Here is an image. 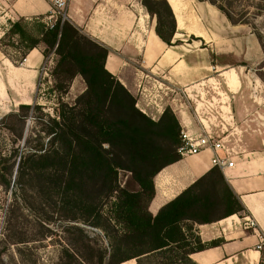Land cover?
<instances>
[{
	"label": "trees",
	"instance_id": "1",
	"mask_svg": "<svg viewBox=\"0 0 264 264\" xmlns=\"http://www.w3.org/2000/svg\"><path fill=\"white\" fill-rule=\"evenodd\" d=\"M200 2L214 6L231 25L250 27L264 56V0ZM139 3L155 18L158 38L171 46L176 26L168 2ZM26 25L23 19L10 23L0 45L4 39L17 38L20 60L30 50L43 46L44 58L50 53L57 57L52 73L59 82L56 90H66L76 76L82 78L85 90L72 104L60 103L55 117H34V121L45 124L36 143L28 142L23 129L31 105L21 104L18 112L2 119V125L12 118L21 126L15 145L23 140L25 150L13 149L11 175L4 174L8 168L0 169V185L7 190L32 175L41 192L57 197L64 220L73 223L64 228L68 239L57 264H123L129 259L139 263L150 255L167 258V254H171L167 264H195L190 254L218 242L202 244L194 225L245 212L220 169L214 166L152 215L148 206L155 193L154 177L181 158L177 153L180 126L175 115L170 108L157 121L143 114L130 92L105 69L107 48L82 34L71 22H61L58 17L52 28L41 25L37 35ZM258 73L264 83V58ZM40 108L35 105L33 109ZM120 173L125 174L123 180ZM18 203L14 199L4 228L3 241L12 244V216ZM219 207L224 211L217 215ZM86 228L103 234L105 248L92 242ZM263 251L259 264H264ZM0 264H5L1 253Z\"/></svg>",
	"mask_w": 264,
	"mask_h": 264
},
{
	"label": "crops",
	"instance_id": "2",
	"mask_svg": "<svg viewBox=\"0 0 264 264\" xmlns=\"http://www.w3.org/2000/svg\"><path fill=\"white\" fill-rule=\"evenodd\" d=\"M70 1L75 2L74 8H70L71 23L107 48L105 69L130 92L143 114L157 121L170 108L180 128L196 133L199 127L193 109H200L203 100L212 104V112L225 114V118L230 117L228 103L236 120L242 122V132L232 143L233 165L220 171L245 212L210 224H195L194 233L202 244L218 243L190 254L189 258L195 264H259L261 251L255 250V245L257 234L264 233V105L261 108L254 101L256 91L242 90L233 68L222 70L217 78L211 76V68L219 72L228 65L226 56L203 35L187 33L188 18L179 0H166L176 26L171 46L158 38L155 18L137 0ZM52 6L53 0H0V40L10 23L44 17L52 12ZM209 7L213 15L216 9ZM191 34L197 40L189 43L183 37ZM24 59L14 65L0 50V92L4 105L7 102L13 106L30 105L35 100L40 67L46 59L40 48L30 50ZM212 85L217 86L212 88ZM251 116L254 118L250 119ZM213 155L212 151L205 150L198 155L181 157L163 168L154 177L155 193L148 211L155 215L163 205L213 169ZM217 155L223 157L222 152ZM245 217L255 222L256 231L243 228Z\"/></svg>",
	"mask_w": 264,
	"mask_h": 264
},
{
	"label": "rangeland",
	"instance_id": "3",
	"mask_svg": "<svg viewBox=\"0 0 264 264\" xmlns=\"http://www.w3.org/2000/svg\"><path fill=\"white\" fill-rule=\"evenodd\" d=\"M64 1L66 2L65 11L68 15L66 21L71 22L69 17L71 13L70 8H74L75 2H71L70 0ZM132 1L136 2V0ZM179 2L182 4L183 13H185V16L188 18L187 27L189 30L187 33L203 35L206 41H213L214 44L223 50L222 53L226 56L225 61L228 65L221 67L219 72L211 68V76L217 78L216 76L218 73L222 72V70L233 68L238 76L239 87L242 90L247 89L250 93L256 91L257 97L254 101H258L262 108L264 105V83L258 76V70L264 56L251 28L247 25H231L225 17V19L222 17L224 15L207 2H200V0H179ZM209 6L216 9V11L214 10V13H212L213 15L209 13ZM86 8H89V5ZM49 15L53 16L51 20L47 18ZM58 17L59 15L57 13H50L44 17H31L27 20H23L27 24V29L34 35H37V30L41 25L46 26V23H49L48 21L55 23ZM81 33L84 34L82 31ZM192 34L189 37L185 36L183 38L191 43L197 40ZM1 44L0 50L4 55L10 58L14 65H19L22 60H20V55L17 51L21 46L17 38L10 41L4 39ZM233 47L235 49H233ZM40 49L42 50L43 46H41ZM45 59V63L48 64L49 70L46 76H41L39 79L38 89L34 96L35 100L30 104L32 109L28 111V116H26L23 121L25 137L29 143H36L38 139L36 136L41 135L39 134L40 131L45 129L44 122L39 121V119L34 121V117H40L45 120V115L55 117L56 112L60 109V103L72 104L85 90V83L80 76L74 77L66 90H56V86L59 82L53 78L52 73L55 68L57 57L53 53H50ZM216 86L217 85H212L210 87L213 88ZM1 96L2 92H0V169L8 168V171H4V174L10 173L11 175V168H9V166H11L14 161L11 156L13 149L17 147L20 151H24L25 147L23 140L18 141L15 145L17 128L19 129L21 126L12 118L6 119L4 125L1 123L2 119L7 114L18 112V106H13L12 102H7V105L2 104L1 99L3 98H1ZM237 103L238 102L234 103L233 109ZM35 105L40 106V110L33 109ZM227 109H229L230 120H226L224 118L225 114H223V116H221L223 120L218 118V121L222 124L224 122L227 128V134L232 133V135H234L231 138L233 143V139H237V136L242 132V122L236 120L228 103ZM261 116L262 114L260 118ZM255 117L259 119L257 114ZM253 118L254 116H251L250 119ZM250 122L253 123V121ZM245 128L249 130L248 127L245 126ZM42 137L45 139L44 136ZM43 138L42 140H44ZM232 147L234 146L232 145ZM1 175H3L2 172H0V179ZM119 178L123 180L125 174L120 173ZM216 189L220 190L221 186L216 185ZM52 195V193L49 195L46 191L44 193L41 192L37 182L32 178V175L31 178L28 175L24 177L23 180L19 179L14 183L13 187L10 185L7 190L0 185V253L5 264H35V262L36 264L58 263L61 247L64 245V241L68 239V234L64 233V228L73 223L64 220L63 213L59 211L57 205V203L59 204V202H57V197ZM14 199L19 200V203L18 206L15 207L12 216L13 237L15 239V243L12 244L11 242L8 243L3 241V235L8 212ZM216 211L217 215L221 214L224 211V207H219ZM86 231L94 244L105 248L106 244L101 232L91 228H86ZM18 239H23L21 241L24 242L21 243ZM166 257H171V254H167ZM167 258L150 255L146 258H141L139 263L137 259H129L124 263L167 264L169 261Z\"/></svg>",
	"mask_w": 264,
	"mask_h": 264
},
{
	"label": "built area",
	"instance_id": "4",
	"mask_svg": "<svg viewBox=\"0 0 264 264\" xmlns=\"http://www.w3.org/2000/svg\"><path fill=\"white\" fill-rule=\"evenodd\" d=\"M66 2L64 0H53L52 13H57L61 22L68 19V15L65 11ZM53 16L49 15L48 20H51ZM46 26L52 28L54 23L48 21ZM22 59L21 62H24ZM48 64L44 63L40 67V75L46 76L48 72ZM201 110L195 107L193 109L195 122L198 124V131L196 133H191L190 131L180 128L179 138L180 144L177 149V153L180 157L194 156L198 155L205 150H210L214 153L211 163L213 166L218 167L223 170L226 167H232L233 161L230 160V156L234 153L232 143V133L227 134L226 125L220 123L218 118L222 117L217 112H212L211 103L207 101L201 102ZM218 152L223 153V157L217 155ZM244 229H251L253 232L256 231L255 222L249 217L244 218L243 223ZM255 250H264V233L257 234V243L255 245Z\"/></svg>",
	"mask_w": 264,
	"mask_h": 264
},
{
	"label": "bare ground",
	"instance_id": "5",
	"mask_svg": "<svg viewBox=\"0 0 264 264\" xmlns=\"http://www.w3.org/2000/svg\"><path fill=\"white\" fill-rule=\"evenodd\" d=\"M227 115H229V114H227ZM224 118H225V115H224ZM225 119H226V120H227V119H229V120H230V117L228 116V118H225Z\"/></svg>",
	"mask_w": 264,
	"mask_h": 264
}]
</instances>
